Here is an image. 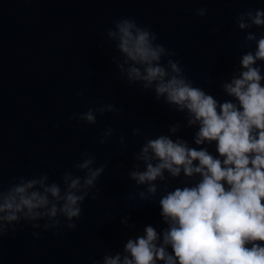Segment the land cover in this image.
<instances>
[{
	"label": "water",
	"instance_id": "1",
	"mask_svg": "<svg viewBox=\"0 0 264 264\" xmlns=\"http://www.w3.org/2000/svg\"><path fill=\"white\" fill-rule=\"evenodd\" d=\"M200 8L207 9L202 17ZM257 8L264 9V0H0V203L28 179L47 176L44 187L56 183L61 190V199L47 194L50 203L35 210L36 218L23 209L15 221L0 219V264H105L117 255L123 264L127 241L144 236L149 225L162 244L168 225L161 197L202 177L165 170L149 193L147 183L130 176L146 170L142 148L166 135L220 157L215 142L194 143L199 124L189 126L186 110L158 98L155 82L145 87L146 81L129 80L131 67L143 75L144 66L125 62L119 33L109 35L116 31L113 21L131 18L150 27L157 43L176 53L162 58L169 75L167 60H179L194 86L221 103L235 102L223 85L239 77L242 56L256 50V40L245 37L264 35V26L246 18L251 26L241 29L236 18ZM256 66L264 75V61ZM88 110L95 124L80 119ZM89 158L90 169L106 165L94 186L83 183L89 169L77 167ZM65 174L81 179L75 194L87 193L78 204L81 215L71 220L60 210L70 183ZM29 191L43 189L37 184ZM53 203L57 214L50 216Z\"/></svg>",
	"mask_w": 264,
	"mask_h": 264
},
{
	"label": "clouds",
	"instance_id": "2",
	"mask_svg": "<svg viewBox=\"0 0 264 264\" xmlns=\"http://www.w3.org/2000/svg\"><path fill=\"white\" fill-rule=\"evenodd\" d=\"M206 12L207 9L200 8L196 15L202 17ZM246 18L251 24L264 26V9L241 12L236 18L239 28L251 26L245 23ZM113 24L116 31H110L109 35L119 33L118 48L127 57L125 62L130 60L144 66L143 75L139 67H131L129 80L146 81L145 87L155 82L158 98L164 96L166 103L177 106L179 111L186 110L189 126L199 124L194 143L215 142L220 157L213 156L207 148L189 147L187 141L173 140L166 135L147 142L142 148L146 170L133 171L130 176L139 184L147 183L149 193L156 192L151 182L162 180L165 170L173 177H178L183 170L188 177L199 174L202 179L195 186L177 187L161 197L160 215L168 225L162 233V244H157L160 236L156 229L146 226L144 236L127 241L125 251L130 256L124 257L123 264H158V261L163 264H264V75L256 66L257 61H264V35L256 39L249 33L245 37L247 41L256 40V50L242 56L243 70L239 77L223 85L235 102L221 103L194 86L179 60H167L172 73L169 75L162 58L176 53L157 43V34L150 27H141L131 18H119ZM100 111L103 113V109ZM75 118L73 113L70 119ZM80 119L89 124L97 122L92 110L84 112ZM170 131L175 132L176 128ZM153 159L158 162L151 163ZM92 162L89 158L77 165L80 169H89L83 181L85 186H94L105 171L106 165L90 169ZM46 179L47 176L41 180L28 179L12 187L0 203V213H7L0 219L15 221L23 209H27L26 215L36 218L41 213L35 210L50 203L48 193L61 199L60 187L56 183L44 187ZM64 179L70 183L60 210L71 220L81 215L78 204L87 193L77 195L72 191L81 184L79 177L65 174ZM2 183L0 180V186ZM37 184L43 191L30 192ZM47 214H57L56 204H52ZM69 227L75 229L76 225L69 224ZM105 264H120V256L106 258Z\"/></svg>",
	"mask_w": 264,
	"mask_h": 264
}]
</instances>
